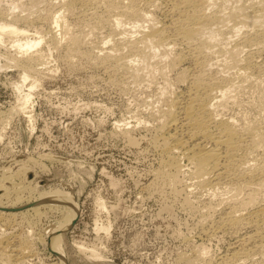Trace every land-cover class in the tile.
I'll use <instances>...</instances> for the list:
<instances>
[{"label": "rangeland", "instance_id": "rangeland-1", "mask_svg": "<svg viewBox=\"0 0 264 264\" xmlns=\"http://www.w3.org/2000/svg\"><path fill=\"white\" fill-rule=\"evenodd\" d=\"M1 1L0 14L3 13L6 16L5 18L4 15H1L4 16V19L9 18V21L15 22L16 24H18V26L27 29L29 28V35L32 34V36H39L41 34V36L43 37L44 35V37L41 40L42 42H40V44L38 45L39 47L37 46L38 49L37 47H35L34 49H32L33 52L30 51L29 53V55H31V52L32 54H34L35 49H37L36 53L39 52L38 54H43L42 56H39L38 54L37 56H35V53V55L33 56H35L36 59H30V56L28 54H26V56L28 55L29 59L25 55L23 57L22 55L20 56L18 52L14 51L13 47L11 49L10 44H7L6 49H4V45L0 46V63L3 65L2 67H0V135H2L0 137V173H2V175L0 174V176L5 179V174H13L20 165V161H18L20 158H27L32 162H34L33 158H36V162L40 160L37 163L34 162L36 164L29 162L31 166L33 165L34 167H36L35 169H37L38 173L36 181L34 183L39 181L38 183L40 184V188H45L42 186L47 184V188H50L51 186H58L61 189H65L70 192L73 196L74 201L76 202V204H78V216L73 223L65 225L66 229L62 230L64 232L62 243L64 249V258L58 257V255L52 252L53 250L49 247L48 243L47 245L44 244V242L39 238V232L40 234L42 232L44 233L49 228V226L57 224L56 221L60 219L61 215H63L61 212L49 211L50 214L47 217L41 216L40 219L33 212H28L29 214L26 213L24 215L16 214L0 216V243H2L0 244V250L5 251H0V264H9V262L7 263V260L5 258L6 255L11 253L14 248H16L21 243L28 245L29 249L27 248V253L29 254L30 252V254L28 256L26 254L25 257L27 258L24 257L23 261H21V263L19 264H190L189 262L185 263V261H189L190 259L192 260V264H196L197 262L194 260L196 256H198V259L200 260V263L198 260V264H202L203 261L201 259L203 257H206L205 255L207 254L211 257L209 258L208 256L206 258H203V260L205 259L204 263L215 264L218 262L217 260L220 259L223 255L230 253L232 251V246L235 239L233 233L234 231L232 229L227 230L219 228L216 224V216L219 217L221 216L220 214L224 213L225 204L221 203L217 198H215V200H218L219 203L221 205L223 204L224 206H220L219 203L218 205L215 200H213V202H209L210 200L207 196L200 194L196 189H194L196 187L191 179H189L191 177L188 174L189 172L187 170L188 168H190L189 166H191V164L187 159H183L184 169L186 170L184 173H180L181 179L179 178V181H181V183L179 181L177 183L173 182L175 184H172L173 186L171 187V182L169 180L167 182L165 179L159 177L155 179L156 176L154 175L157 174L155 172L163 169L166 164V159H168V155L163 151L159 143L160 137L157 136L159 139L154 140L155 138H157L155 137V134H160V130L158 128L159 125H157L159 124V117L157 113H159V109L164 105V102H161L163 100L159 98L160 95L158 94V92L161 91V85L163 86L165 84V81H162L164 80V77L161 75H157V78H155L156 76L154 77V82L152 80H148V82L147 79L145 80L146 77L144 79L142 78V80L141 78L137 79V77L135 76H132L131 78L130 70H126L124 68L118 69L117 63L116 65L114 63L115 60L105 57V52L107 53L108 51H111L112 44L111 42H109L108 45V43L106 42L108 38L105 37V39L104 36H108L110 34V36H112L113 34L116 35V32H119L120 29V37L124 33L125 34L123 36H127L130 33H133L131 31L132 24H126L124 28L123 26H121L119 27L120 29H117V31L113 29L115 26L110 23L109 18L111 17L110 14L113 15L114 13L108 8L109 0H96L97 2H99L97 3L95 1L97 4L95 3L92 7L87 5L82 6L81 4V7L83 9L80 7L79 3H74V9H69V13V10H67V14L65 12V19L67 18V23H69L70 33L74 35L77 34V36L79 35L81 37L82 43L79 42L80 45L78 44L77 48L73 47V51L71 47V49L69 48V42L67 38H65L64 34H61L60 32H63V29L61 30L62 27L60 25L56 27L57 24L55 22L53 23V15L57 16L60 14L59 12L62 13L64 10L63 8L61 9L63 3L62 1L69 0ZM165 2L167 1L158 0L157 3L159 4L152 3L151 6L150 2H146V5L145 0H138V7L143 8L144 10L148 8L146 11H148L150 8V11L148 12H151L153 15L155 14L156 16L154 15V18L158 19V21H160L162 18V22L163 19L165 20L164 22H167V19L166 17H164L165 15L163 13L166 4ZM14 3L18 4V7L16 6L12 9ZM95 5L98 8H95ZM153 5H155V7ZM157 5L160 6L158 7ZM156 6L158 7V9L156 8ZM105 7L107 8L105 9ZM160 7H162L163 9ZM92 9H95L94 12H92ZM30 10L34 13L30 12ZM86 10H88L87 13H85ZM98 10L99 13L102 14L101 16L100 14L96 13L98 12ZM159 10H162V12ZM5 11H7L8 13ZM10 11L12 12V15L5 14H9ZM56 11L59 12L57 13ZM18 13H20V15ZM28 13L31 15V18L29 16L30 20L28 19ZM49 13H51L52 15H49ZM93 14H95L96 17H94ZM15 15L22 17L16 18ZM23 15L24 18L27 16L25 20L23 19ZM90 15L91 18H87V16ZM98 15L99 18H97ZM11 16H14L13 19L10 18ZM32 16L34 17V19ZM107 16H109V24L105 23L107 22ZM82 17H85V20ZM100 17H103V19ZM36 18H39V20H37ZM4 19L0 17V20ZM91 19L93 21L96 20L97 22L94 21V23L96 22V24H91L93 23ZM14 20H17V22ZM88 20H90L91 22L88 23ZM26 22H28L29 25L26 24ZM98 22H100V26ZM54 26L56 27V29ZM94 26L96 27V29H94ZM90 27H93L91 28L93 30H91ZM125 27L126 31L127 28H131L128 30V34L124 32ZM110 29L113 30L111 31ZM35 31L38 33L36 34ZM50 33H53V36H50ZM85 33H87L88 35H85ZM133 34L135 35L136 32ZM62 35L64 36V38L62 37ZM115 35H113V37H116ZM119 35L116 38H118ZM136 35H139V33L137 32ZM49 36L52 38H50ZM61 37L63 39L62 42L61 40H58L57 42V39H60ZM54 38L56 40H54ZM65 39L67 43H65ZM104 42H106V44L110 48L107 47ZM55 43H60V45ZM101 45H103L104 47H102ZM178 45L177 48H175L176 51L177 49L180 50L181 48H183L182 44ZM93 47H95V49ZM8 48L10 49L9 51L7 50ZM39 48L43 49V51ZM122 49L123 52L122 50H119V52H117L118 55L124 56L130 54V52L127 50V47L126 49L125 47H122ZM254 49V46H252L251 51H255ZM3 50H6L5 53ZM125 50H127L128 54L124 52ZM10 51L13 55L15 54L16 57H18L16 58L12 56V54L10 55ZM263 51L264 50L262 49L260 53L257 52L258 54L252 52V61H256L260 56L259 54H261L259 58L260 60H258L264 62V54H262L264 53ZM44 52H46V54ZM245 52L246 54L244 55ZM7 54L8 57L6 56ZM44 54L46 56H44ZM253 54L254 56H257L254 58ZM88 55L91 56L89 57ZM243 55H248V52L245 50L243 52ZM94 56L96 59L94 58ZM11 57L13 59H18V61L15 59L13 60ZM38 57L40 58V62H38L39 64L43 62L42 60L45 57L43 64L41 63V65H39L36 62L39 61ZM103 59H105L104 62H102ZM22 61L26 63H23ZM28 61L35 62V64H38L39 67H37V65H35L34 63H29ZM27 64H32L34 68L36 67V71L32 72V74L29 75V78L24 81L23 87H26H22V90L27 92L31 83H37L35 84L36 86L31 89L32 95L29 101L30 104L28 103L26 107L28 109L25 108L24 111L16 112L15 105L18 102L19 96V93H17L16 84L22 83L23 70L25 69L24 67ZM42 65H44V67ZM113 65H115L116 68L115 66L113 68ZM263 65L264 63L261 65V68L257 67V69L255 68L256 71L254 70L255 74L259 73V76H257L258 79L260 77V80H258L257 77L255 79H251L253 81L244 80L243 82L239 81V79H236V81L238 82L237 83L235 81L237 89L235 88L234 91H232V99L230 98L231 102L229 101L232 104L228 102L229 104L226 105L228 109L226 108V106V109L221 108L220 115H222L223 113V116L225 115V118H233V121L235 119L237 121L235 123L238 124V126H241L242 123H251L253 122V120H255L254 123L257 120L256 125H258L260 121L258 127H262V129L264 130V111H262V109L264 110V105L262 104L264 103V69H262V67H264ZM178 67L176 68L178 69L176 75L179 76L181 71L182 74L184 70L188 69L187 67H191V63L187 60H184ZM114 69L117 71L116 73ZM176 69L175 71L173 70L174 74L171 75L173 71H170V74L168 73L169 82H171L174 77L175 81H172V84L176 82V79L178 77L175 75ZM179 69L181 70L180 72ZM214 69L217 70L216 68ZM258 70L259 72H257ZM122 71L124 72L125 77ZM234 71V69H230V71L227 73H233ZM261 72L263 74L260 75ZM33 73H35V75ZM127 73L130 74L128 75ZM108 75H110L111 77ZM135 79H137L138 82ZM256 79L258 80L257 82L255 81ZM177 80L178 83L173 84L175 87L172 86V84H170V86L174 87L176 90L178 89V91L171 87L169 89L174 90L175 92L184 91V89L187 88V83L183 82L184 80ZM145 81H147V84L145 83ZM150 82L151 84L149 85L148 83ZM155 82L158 83L157 86ZM261 82H263V84ZM259 88H261V90ZM22 90L19 91L18 89L19 92H22ZM233 95L235 99L233 98ZM155 97L156 99H154ZM260 101L261 103H259ZM157 102L159 103L157 104ZM260 104H262L263 106H260ZM154 111H156L157 113H155ZM24 112L26 113V115ZM17 113L19 114L17 115ZM150 113L154 114L158 119L155 118L154 115L151 116ZM29 114L32 115V118L29 116ZM27 116L30 117V120ZM253 116L255 119L253 118ZM248 117L250 118L247 121ZM240 118L244 120H241ZM251 118H253V120ZM145 119L149 120L148 123L145 122ZM250 119L251 122H249ZM32 120L34 121L32 122ZM155 120H157L158 123ZM30 122H32L33 124ZM154 125H157V128ZM124 129L127 130L128 133H130V135L135 139H133L129 134H126L127 132ZM122 131H124V133ZM153 135L155 137L154 139L152 138ZM131 139H133L134 141H132ZM155 142L156 144H154ZM157 143L159 145H157ZM261 154V158H264V156L262 157L264 153L262 155ZM29 156L31 158H28ZM164 159L165 163L163 165V163L160 162L161 160L164 161ZM159 163L161 166H159ZM41 164L45 165L46 167L48 166V170L44 169L43 171ZM5 167L6 169L8 168L7 171L5 169L1 170ZM186 171L188 173H186ZM181 176L184 178L183 180ZM2 178L0 177V179ZM18 178L16 177L13 181L15 183H18V181L22 180V178ZM152 178L154 179V181ZM185 178H188L186 180L188 183H190L189 185H193H191L193 188L189 186V188L191 187L192 189L191 191H189L190 189L187 190L188 183L186 182ZM164 180L166 183L164 182ZM188 180H190L191 182ZM151 181H153L155 184L158 181L157 185H154V183H152ZM184 181L187 184H185ZM22 183L28 184V182L24 179L21 181V184ZM34 183L32 185H35ZM147 183L149 187H146L148 186ZM8 184L9 183H7V185ZM18 184H20V182ZM180 186H183L184 189L182 190L181 188L180 190ZM173 189H175L174 191L178 195L173 192ZM193 189L195 191H193ZM186 191L188 192V195L186 194ZM262 191L260 195L263 196H261L262 198H259L260 201L258 200L260 203H264V191ZM25 196H27V192L24 197ZM184 196H186L187 198H185ZM195 196H197L198 198L197 201V198ZM15 197V192H12L9 198L13 201V199L15 200ZM188 198H192L190 199L191 201ZM99 199L104 201L105 207L100 205ZM183 199H185L186 201L189 200V202L191 203L193 202V204H196V206L198 205L197 209H199V211L196 209L195 205L192 204L195 207L194 208L193 206H190L191 203L189 204L188 202L186 204V201H183ZM180 200L183 204L180 202ZM199 200L204 201L200 203ZM12 201H10V203ZM198 201L199 203H197ZM208 203H210L211 206ZM213 203L216 204L215 207H217V209L214 207L212 211L211 208L214 206ZM207 205L210 207V209ZM192 207L193 211L191 210ZM200 207H204L206 210L203 208H201L200 210ZM195 209L197 210V212ZM207 210L208 212L210 210L211 211L208 213ZM202 212L206 213H204L203 215ZM211 212H215V214L212 216ZM218 213H220L219 216ZM205 214L207 216V221L203 222V220H205ZM35 218H38L39 220ZM213 221L216 225L213 223ZM202 222L203 225L206 224V228L208 227L207 229L211 231V235H209L210 231H208V233L202 232L201 234L200 226ZM71 225L72 227L69 228ZM97 226L109 227V231L104 227L97 228ZM214 229L215 231H213ZM238 230L241 231H237L239 234H247L251 233L253 229L245 226L244 228L242 227ZM14 234L17 236H15ZM12 236L14 237L12 238ZM2 237L5 239H3ZM6 238L8 239V241H6ZM10 238L12 239V241ZM1 245L4 246L1 248ZM5 246H7L6 250L4 248ZM9 248H11L12 251ZM91 248L97 249L103 256V258H91ZM199 248L202 249L200 250ZM197 249L199 250V252L201 251L200 254L198 253ZM203 249H206L204 250L206 252L205 255H203L204 253H202L204 252ZM196 251L198 253L197 255L195 253ZM183 253H186L188 255H183ZM1 254L3 255V257ZM181 254L183 255V257ZM191 254L195 255H193L194 258H192ZM255 254L258 255H255L256 257H254V255L248 257L250 258V260L246 258V260L244 259L245 261L242 259H237L235 261L232 260L229 262L231 264H264V262H262L264 260V257H262L260 253ZM180 255L183 259H179ZM251 257L253 259H251ZM260 257L262 259H260ZM188 258L189 260H187ZM229 262L218 264H227Z\"/></svg>", "mask_w": 264, "mask_h": 264}, {"label": "bare ground", "instance_id": "bare-ground-1", "mask_svg": "<svg viewBox=\"0 0 264 264\" xmlns=\"http://www.w3.org/2000/svg\"><path fill=\"white\" fill-rule=\"evenodd\" d=\"M95 1L96 0L62 1L63 3L61 6V9L62 8L64 9L63 12L61 13L58 11L60 13L59 15H57V16L53 15V17H54L53 23L55 22L57 24L56 27H58V25H60L62 27L61 30L63 29V32L60 30L59 31L61 32V34L62 33L64 34L65 38H67V40L69 42V48L70 47L72 49H73V47L77 48V45L79 44V42L82 43V41H81V37L79 35L77 36V34L74 35V34L70 33L69 23H67V18L65 19V12L69 9L71 10V8L74 9V7H73L74 3H79L80 7H81V4H82V6L87 5V6L92 7L97 2V1L96 2ZM157 1L158 0H148V1L145 0V4H146V2H150L151 6H152V3L159 4V3H157ZM166 1L167 2H165L166 3L165 8L163 6V8H164L163 13L165 15L164 17H166V19H167L166 20L167 22H164L165 21L164 19L162 22L161 21L162 18H161V20H160L161 22H160V21H158V19L153 17L155 14L153 15L151 12L150 13L148 12V11H150V8L148 11H146L148 8L147 9L145 8L147 6L144 7L146 10H144L143 8H139L138 7V0H112V1L109 0L108 1L109 5L107 3V5L109 7L108 6L107 7L114 14L113 15L110 14L111 15L110 18H109L110 15L107 16V20H106L107 22H105V23L109 24V22H108V18H109L110 23H112V25L115 26L113 29L116 31L119 27L123 26V28H124V26L126 24L131 23L132 29L131 28H129V29H131V31L133 33L136 32V34H137V32H138L139 35H136V34L134 35L133 33H130V32H129L130 34L127 35L128 34L127 32L129 29L127 28V31H126V27H125L124 32L127 33L126 34L127 36H123L125 34L124 33L120 37L121 34L119 35V33H120L121 29L119 28L120 31L119 32L117 31L118 33L116 32V35L113 34L116 37L119 35V37L116 38V37H113V35L110 36L111 35L110 33L113 30V29L112 30L110 29L111 30L110 33L108 32L110 35H108V36L106 35V36H104V38L105 37L108 38L106 40V42L108 43V45H109V42H111L112 46H111L110 52L109 51L107 53L105 52V55H106L105 57L106 58L108 57V58L115 60L114 63H115V65L117 63L118 69L124 68L126 70H130L131 74L130 73H127V74L128 75L130 74L131 78H132V76H135V77H137V79L141 78V80H142V78L144 79L146 77L145 80L146 79H147V81L152 80L154 82L155 76H156L155 78H157V75H161L164 77V80H162L159 77L162 81H165L164 82L165 84L163 86L161 85V87H162L161 91H159L160 93L158 92V94L160 95L159 98H161L163 100L161 102H164V105L163 106L161 105L162 107H160L159 113L154 111L155 113L158 114V117H159V124H157V125H159L158 128L160 130V134L159 135L155 134V137L159 136L160 139L158 137L155 138L154 135L152 138L153 139L155 138L154 140L159 139V143H160L163 151L168 155V159H166V164H165L164 168L159 170L158 172H155L157 174L154 176H156L155 179L159 177V178L165 179L167 182L169 180L171 182L170 186L172 187L173 186L172 184L177 183L181 179L180 173L185 172L186 169H184L183 159H187L189 161V163L191 164V166H189L190 164L187 165L190 168H188L186 166L188 168L187 170L189 172L188 173L186 171V173H188L190 175L191 178H189V179H191V181L193 182V184L196 187L194 189H196L197 192H199L200 194L207 196L210 201L209 200H206V201H209V202L212 201L213 202V200H215V198H217V199H219V201L221 203L225 204L224 213H222V214H220L221 212L218 213V216H219V214L221 216H219V217L216 216L217 220L216 219L215 220H216V224L219 228H223V229H227V230L232 229L234 231L233 232L234 238H235L234 244L232 246V251L230 253L223 255L220 259L217 260L218 261L217 263H215L214 261L213 262L215 264H218V263H226V262H229L232 260L235 261L237 259H242V260L245 259L246 260V258H248L251 255H254V257H256L255 255H258V254H255V253H260L262 255V257H264V203L259 202L260 201L259 198H262L261 196H263V195H260V193L264 189V158H261V156H260L261 152H262V154L264 153V130L262 129L261 126H260L261 128L258 127L260 121H259L258 125H256L257 120L254 123V121H255V120H253L254 116H253V118H251L253 120V122H251V119H250L249 122H251V123L245 122L246 124L242 123L241 126H238V124L235 123V122H237L235 119L233 121L232 120L233 118L232 119H230L229 117L225 118V115L223 116V113H222V115H220V112H221L220 109L221 108L226 109L227 108L226 105L231 102L230 100L232 99V94H233L232 91H234V89L237 86L236 85V82H237L236 79L237 80L239 79V81H242V82L244 80L253 81L251 79H255L256 77L258 79L259 73L255 74V71H256L255 68L256 69H257V67L261 68V65L264 62L259 61L261 54H259L260 55L258 58L259 60L257 59L255 61L253 59L254 60V62H253L251 59V57H252L251 53L253 52V53L258 54L257 52L260 53V51L262 49L264 50V48H263L264 47V0H166ZM1 2H3V1H1ZM16 6L18 7V4L14 3L12 6V9H13V7H16ZM141 6H143V5H141ZM153 6L155 7V5H153ZM157 6H156V8L158 9V7L160 5L158 7ZM96 7L97 6L95 5V8ZM107 7H105V9ZM81 8H79V9H81ZM85 8H87V7H85ZM160 8H162V7H160ZM70 10L68 11V13L70 12ZM92 10H93L92 12H94L95 9H92ZM13 11H15V10H13ZM87 11L88 10H86L85 13H87ZM159 11L162 12V10H159ZM5 12H7V11H5ZM30 12H33V11L30 10ZM105 12H106V10H105ZM7 13H5V14L6 15L11 14L12 15L11 11L9 14H7ZM29 13H28V19L30 20V18H31L30 14L31 13L30 14ZM85 13H84V15H85ZM96 13L100 14V16L102 15L101 13H99V10ZM18 14L20 15V13H18ZM66 14H67V12H66ZM1 15H4V14L3 13L0 14V17L4 19L5 15L4 16H1ZM49 15H52V14L49 13ZM29 16H30V18H29ZM93 16L96 17L95 14H93ZM13 17L11 16L10 18L13 19ZM15 17L17 18V17H22V16H18V15L16 16L15 15ZM85 17H82V18L85 20ZM89 17L91 18V15L87 16V18H89ZM103 17H100V18L103 19ZM5 18H6V16H5ZM25 18L23 15L24 20H25ZM97 18H99V15ZM8 19L0 20V46L4 45L3 47H5L4 49H6L7 44H10L11 49L13 47L14 51L18 52L20 54V56L22 55V57H23L24 55L26 56V54L29 55L30 51H32V49L37 47L40 44V42H42L41 40L44 37L43 33H42L43 37L40 34L41 32L39 33L40 34L39 36L36 35L38 37L32 36V34L29 35L28 34V33H30L28 31L29 28L27 29V28L18 26V24H16L13 21H9ZM33 19H34V17H33ZM37 20H39V18ZM14 21L17 22V20H14ZM26 21H27V19H26ZM94 21H96V20H94ZM94 21L91 24H93V25L96 24L97 21L95 23H94ZM89 22H91V21L88 20V23ZM99 23L100 22H98V24ZM26 24H28V22H26ZM82 24H84V23H82ZM99 26H100V24H99ZM56 27H55V29H56ZM51 28H52V26H51ZM91 28H93V27H90V29ZM94 29H96V27ZM91 30H93V29H91ZM51 31H52V29H51ZM53 31H54V29H53ZM37 33L38 32H36V34ZM56 33H57V31H56ZM33 34H35V33H33ZM56 35H58V34H56ZM85 35H88V34L85 33ZM50 36H53V33H50ZM64 36L62 35L63 38H64ZM62 37L60 39H57V42H58V40H61V42H62V40H63ZM50 38H52V37H50ZM54 40H56V39L54 38ZM102 40H104V39H102ZM64 41H65V43H67L66 39ZM106 42H104V43L106 44ZM55 44L60 45V43H55ZM178 44H182L183 48H181L180 50L177 49V51H176L175 48H177ZM108 45H107V47H109ZM101 46L104 47L103 45H101ZM252 46H254L255 51H251ZM38 47H37V49H38ZM122 47L123 48L125 47V49L127 47V50L130 52V54H128L127 50H125L124 52H126L128 55H124V56L121 55L123 57L118 55L117 52H119V50H122V52H123ZM93 48L95 49V47H93ZM37 49H35V53H36ZM39 49H41V48H39ZM105 49H107V48H105ZM7 50L9 51L10 49L8 48ZM41 50L43 51V49H41ZM245 50L248 52V55H246V56H244L246 54V52L243 55V52ZM3 51L5 53L6 50H3ZM73 51H74V49H73ZM73 51H72V53H73ZM75 51H76V49H75ZM114 51H116V52H114ZM32 52H31V55H29L30 59H32V58L36 59L35 56H37V54L39 52H37L36 55H35V53L32 54ZM77 52H80V51H77ZM90 52H92V51H90ZM9 53H10V55L12 54L11 51ZM44 53L46 54V52H44ZM8 54L6 55L7 57H8ZM45 54H44V56H46ZM68 54H70V53H68ZM262 54H264V53H262ZM28 55L26 56L27 58H28ZM33 55H35V56H33ZM38 55L42 56L43 54H38ZM77 55H75V56H77ZM12 56L16 57L15 54L14 55L12 54ZM79 56H80V54H79ZM253 56H254V54H253ZM256 56H254V58ZM16 58H14V59L18 61V59H16ZM44 58L42 60L43 62H44ZM92 58H93V56H92ZM94 58H95V56H94ZM108 60H110V59H108ZM184 60L189 61L191 63V67H187L188 69H186L185 68L186 66H185L184 68L186 70H184V72L182 74H181L182 71L179 69V72L180 71L181 72H180V74L178 73L179 74V76H178V75H176L177 70H178L176 68ZM104 61H105V59H103L102 62H104ZM22 62L26 63L24 61H22ZM36 62L37 63L40 62V58H39V61H36ZM43 62H41V63L43 64ZM92 62H94V61H92ZM29 63L35 64V62H29ZM41 63L40 64L38 63V64L41 65ZM32 64H27L25 67L23 66L25 69L23 70V74H22V83L16 84L17 85V93H19L18 102L15 105L16 112L24 111L25 108L27 107V104L28 103L30 104L29 101H30L31 95H32L31 89L36 86L35 84L37 82L31 83V85H29L30 87L28 86L29 90H27V92L22 90V87L24 85V81H26V79L29 78V75H31L32 72L36 71L35 70L36 67L34 68V66ZM38 64H35V65H37V67H39ZM44 64H46V63H44ZM115 65H113L112 67L114 68ZM2 66L3 65L0 63V67H2ZM42 66L44 67V65H42ZM187 66H189V65H187ZM110 67H111V65H110ZM115 68H116V66H115ZM214 68H216L217 70H215ZM124 69H122V70H124ZM175 69H176L175 75L178 76L177 79H179L180 81L184 80L183 82L187 83L186 84L187 88L184 89V91L175 92L174 90L169 89L171 87L170 84H172V81H175V80L173 77L172 81L170 80L171 82H169L168 73L170 71H173V70L175 71ZM230 69H234L235 71L233 73L230 72L231 74L227 73L230 71ZM262 69H264V67H262ZM182 70H183V68H182ZM174 71L171 73V75L174 74ZM260 71H261V69H260ZM116 72L117 71L115 70V73ZM118 72H121V71H118ZM257 72H259V70ZM262 72L260 73V75L264 73V72L263 73ZM33 74L35 75V73H33ZM123 75H124V72H123ZM108 76H110V75H108ZM176 76H175V79H176ZM119 77H121V76H119ZM124 77H125V75H124ZM117 79H118V77H117ZM133 79H134V77H133ZM137 79H135V80L137 81ZM177 79H176V82H174L173 84L178 83ZM257 79L255 80L256 82L258 80H260V77L258 80ZM120 80H122V79H120ZM135 80H134V83H135ZM147 81H145V83ZM142 82H140V83H142ZM114 83H115V80H114ZM261 83L263 84V82H261ZM148 84L150 85L151 82ZM173 84H172V86H174ZM25 85H26V83H25ZM157 85H158V83H156V86ZM186 85H185V87H186ZM24 87H26V86H24ZM174 87H171V88H174ZM244 88H245V86H244ZM18 89H19V91L22 90V92H19ZM259 89L261 90V88H259ZM257 90H258V88H257ZM149 91H150V89H149ZM176 91H178V89ZM234 95H233V98H234ZM154 99H156V97ZM159 102H160V99H159ZM159 102H157V104ZM259 103H261V101ZM150 104H152V103H150ZM161 104H163V103H161ZM230 104H232V103H230ZM255 104H258V103H255ZM262 104L264 105V103H262ZM262 104H260V106H263ZM225 106H226V108H225ZM155 108H156V106H155ZM232 108H233V106H232ZM26 109H28V108H26ZM152 110H154V109H152ZM262 111H264V110L262 109ZM18 114L19 113H17V115ZM25 115H26V113H25ZM27 115H28V113H27ZM153 115L154 114H151V116H153ZM229 115H231V114H229ZM262 115H263V113H262ZM29 116L32 118L31 114H29ZM29 116H27V117H29ZM30 117H29V120H30ZM155 118H157V117L155 116ZM249 118L250 117L247 118V121ZM154 119H152V120H154ZM145 120H146L145 122L148 123L149 120L148 119H145ZM241 120H244V119H241ZM33 121L34 120H32V122ZM155 121L157 122V120H155ZM8 122H9V120H8ZM32 122H30V123H32ZM156 122H154V123H156ZM238 123H239V121H238ZM6 124H8V123H6ZM4 125H5V123H4ZM263 125H264V123H263ZM121 130H123V129H121ZM125 131L127 132L126 134L130 135V133H128L127 130H125ZM122 132L124 133V131H122ZM1 136L2 135H0V137ZM132 138L135 139L134 137H132ZM133 139H131V140L134 141ZM154 144H156V142ZM157 145H159V144L157 143ZM47 156H48V154H47ZM263 156L264 155H262V157ZM42 157H43V155H42ZM28 158H31V157L29 156ZM48 158H49V156H48ZM160 158H161V156H160ZM33 159H34L33 161L36 162V160H35L36 158H33ZM18 161H20V165H19L18 169L16 168L17 170H15V172L13 174H11V175H9L10 173L5 174V175L3 174L4 177L6 176L5 179H3L2 176H0L2 178V179H0V216L16 215V214H23L24 215L28 212H33L40 219L41 216L47 217L50 214L49 211L50 212H61L63 215H61L60 219H58L56 221L57 224H53V225L49 226V228L44 233L42 232L40 234V232H39V235H40L39 238L44 242V244L47 245V243H48L49 247L53 251H55L57 254H59L60 257L64 258V249H63V244H62L64 232L62 230H65L66 229L65 225H67L69 223H73L74 220L76 219V217L78 216V206H77L78 204H76V202L74 201L73 196L70 192H68L65 189H61L58 186H55V187L51 186L50 188H47V184H45L42 187H45L46 189L40 188V184L38 183L39 181L34 183L36 181V177H37L38 173H37V169H35L36 167H34L33 165L32 166L30 165L29 162H32V161H29L27 158H22V159L20 158ZM39 161H37V162H39ZM34 162H32V163H34ZM42 162H40V163H42ZM36 163H34V164H36ZM160 163H163V165H164L165 159H164V161L161 160ZM160 163H159V166H161ZM38 165H40V164H38ZM41 165H42L43 171H44V169L48 170V168H47L48 166L47 167L45 166L46 164L45 165L41 164ZM185 165H186V163H185ZM3 169H5L7 171L8 168L6 169V167H5V168H2L1 170H3ZM8 172H9V170H8ZM0 174L2 175V173H0ZM16 177L22 178V180L23 179L26 180L28 182V184H23V183L21 184L22 180L18 181V183L20 182V184L15 183L13 180ZM183 179L184 178L182 177V180ZM186 179H188V178H185V180ZM165 180H164V182H165ZM153 181H154V179H153ZM153 181H151V182L154 183ZM188 181H190V180H188ZM157 182H156V184L154 183V185H157ZM173 182H175V183H173ZM179 182L181 183V181H179ZM186 182H187V180H186ZM186 182H185V184L188 183V182L187 183ZM7 183H9V184L11 183V184L7 185ZM33 183L35 185H32ZM189 184L190 183H188V185H187L188 186L187 190L190 189L189 191H191L192 190L191 187L193 185L191 184L192 185L191 186ZM147 185H148V183H147ZM189 186H191V187L189 188ZM146 187H149V185ZM181 188H182V190L184 189L183 186L182 187L180 186V190H181ZM194 189H193V191H195ZM160 190H162V189H160ZM174 190L175 189H173V192L175 193ZM177 191H178V189H177ZM12 192H15V194H16L15 200L13 199V201L10 200V198H9ZM26 192H27V196L24 197V195H26ZM186 194L188 195L187 191H186ZM194 194H195V192H194ZM194 194H192V195H194ZM176 195H178V194H176ZM259 195H260V197H259ZM186 196H184V197L187 198ZM12 197H14V196H12ZM175 197H179V196H175ZM195 197L197 198V196H195ZM190 199H192V198H190ZM200 199H202V198H200ZM184 200L185 199H183V201ZM189 200H187V201L185 200L186 204L189 202ZM197 200H198V198L196 199V201ZM10 201H12V202L10 203ZM193 201H194V199H193ZM199 201H200V203H202L204 200L203 201L199 200ZM199 201L197 203H199ZM219 201L218 200L216 201L217 204L219 203ZM180 202H181V200H180ZM99 203L101 206L105 207L103 200L99 199ZM190 203L191 202H189V204ZM192 204H193V202L190 204V206L195 205V207L197 209L198 205L196 206V204H193V205ZM208 204L211 206L210 203H208ZM215 205L216 204H214V206L211 208L212 211H213ZM222 205L220 204V206H222ZM193 207L191 208L192 211H193ZM201 208L205 209L204 207H200V210H201ZM215 208L217 209V207H215ZM188 209H189V207H188ZM209 209H210V207H209ZM197 210L199 211V209H197ZM197 210H196V212H197ZM220 210H222V209H220ZM207 212H208V210H207ZM202 213L204 215V213H206V212H202ZM211 213H212L211 214L212 216L215 214V212L214 213L211 212ZM6 216H5V218H6ZM201 217H200V219H201ZM209 217H211V216H209ZM206 218H207V216L205 214V218H204L205 220L202 219L203 222L207 221ZM211 218H213V217H211ZM35 219H38V218H35ZM203 222H202L201 226L203 225ZM199 223H197V224H199ZM205 223H207V222H205ZM211 223H212V221H211ZM213 223H214V221H213ZM205 225L206 224H204L202 227L200 226L201 234H202V232L208 233V231H210L209 229H207L208 227L206 228ZM245 226L252 228L253 229L252 232L247 233V234H239L237 232V231H239L238 229L242 228V227L244 228ZM102 227L106 228V230L109 231V227L97 226V228H102ZM214 227H216V226H214ZM193 231H195V230H193ZM213 231H215V229ZM239 232H241V231H239ZM245 232H246V230H245ZM5 234H7V233H5ZM209 235H211V231H210ZM15 236H17V235H15ZM47 236H48V238H47ZM7 237H9V236H7ZM13 237L14 236H12V238ZM188 237H190V236H188ZM3 239H5V238H3ZM6 241H8V239ZM11 241H12V239H11ZM186 241H188V240H186ZM0 244H2V243H0ZM4 244H6V243H4ZM3 246L1 245V248ZM6 247L7 246L4 247L5 250H6ZM80 247H83V246H80ZM27 248H28V245L22 244V243L20 245H18L16 248H14L13 251H15V252H13L11 250V248H9L13 253L12 252L9 254L6 253L7 255L5 254L6 255L5 258L7 260V263L8 262H9V264L21 263V261H23V258L26 256V254H27V256L30 254V252H29V254L27 253L28 252ZM199 249L201 250L202 248H199ZM204 250H206V249H203V251ZM0 251L5 252L2 250H0ZM195 253L197 255L198 253L200 254L201 251L199 252V250H198V253H197V251ZM202 253H204L203 255H205L206 252L204 251ZM184 254H186V253H183V255ZM3 255H4V253H3ZM3 255H2V257H3ZM181 255H180L179 259L181 258ZM183 255H182V257H183ZM186 255H188V254H186ZM193 255H192V258H194V256H195V255L194 256ZM205 256L208 257L209 255L207 254ZM90 257L91 258H103L101 253L95 248H91ZM206 257H203V258H206ZM210 257L211 256H209V258ZM25 258H27V257H25ZM195 258H197V259H195ZM195 258H194V260L197 262L196 264H198V260H199L198 256H196ZM203 258L201 259L203 261L202 264H205L204 263L205 259L203 260ZM181 259H183V258H181ZM251 259H253V258L251 257ZM260 259H262V258L260 257ZM187 260H189V258ZM206 260H210V259H206ZM248 260H250V258H248ZM186 262H189L190 264H192L191 259L189 261H185V263ZM237 262H239V261H237ZM262 262H264V260ZM199 263H200V260H199ZM229 263H227V264H229ZM123 264H125V263H123ZM186 264H188V263H186Z\"/></svg>", "mask_w": 264, "mask_h": 264}, {"label": "water", "instance_id": "water-1", "mask_svg": "<svg viewBox=\"0 0 264 264\" xmlns=\"http://www.w3.org/2000/svg\"><path fill=\"white\" fill-rule=\"evenodd\" d=\"M76 219H77V218H76ZM71 227H72V225H71L69 228H71ZM69 228H68V229H69ZM68 229H67V230H68ZM50 250H51V249H50ZM51 251H52V250H51ZM52 252L55 253L56 255H58V257H60V255L57 254L56 252H54V251H52ZM61 258H62V257H61Z\"/></svg>", "mask_w": 264, "mask_h": 264}]
</instances>
